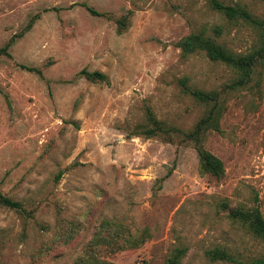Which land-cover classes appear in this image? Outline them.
Listing matches in <instances>:
<instances>
[{"label": "rangeland", "instance_id": "1", "mask_svg": "<svg viewBox=\"0 0 264 264\" xmlns=\"http://www.w3.org/2000/svg\"><path fill=\"white\" fill-rule=\"evenodd\" d=\"M220 1L264 18V0ZM192 32L238 53L257 39L210 0H0V192L29 212L0 206V264H71L103 220L130 236L112 264H164L176 247L186 248L180 264L264 258V242L218 209L223 199L256 204L264 217V72L258 86L221 95L219 131L204 140L220 179L200 173L189 143L136 135L147 108L183 130L202 116L179 80L221 91L235 78L203 52L181 54L176 42ZM82 69L107 79L90 82ZM61 218L80 224L67 243ZM215 248L236 262L209 258Z\"/></svg>", "mask_w": 264, "mask_h": 264}, {"label": "trees", "instance_id": "2", "mask_svg": "<svg viewBox=\"0 0 264 264\" xmlns=\"http://www.w3.org/2000/svg\"><path fill=\"white\" fill-rule=\"evenodd\" d=\"M210 7L216 12L222 14L228 20H243L250 24L257 33L255 44L244 53H238L227 49L211 36L204 32H192L180 38L176 46L180 48L181 54L186 56L196 52H203L204 55L213 62H221L232 68L236 76L225 87L220 90H202L188 86L186 79L179 80L182 90L188 93L194 100L205 106L204 113L187 130L168 125L158 119L153 112L147 108L145 111V122L140 124L136 135L145 138L159 137L166 142L177 140L180 143H189L197 153L198 169L201 174H210L217 179L224 175V166L220 158L215 156L204 146L206 134L209 131H219V120L224 110V98L221 97L225 89L235 90L244 87L258 86L262 72H264V18L254 16L246 8L239 5L224 4L220 0H210ZM88 11L95 16L104 15L91 8ZM131 11L116 18L117 31L121 33L127 28ZM32 26V22L27 24L22 32L17 35L21 37ZM14 40L10 38L5 48ZM21 67L30 72L41 73L40 69L21 65ZM79 75L90 82H103L107 79L106 75L100 71H87L82 69ZM253 87V86H252ZM171 170H169L168 174ZM167 174V175H168ZM0 206L15 210L19 213L29 214L22 203L6 196L0 192ZM218 209L222 211L227 218L244 226L254 237L264 242V217L258 205L245 207L243 205L231 206L226 199L218 203ZM62 219L59 226L58 236L63 243L73 239L75 233L80 228L76 220ZM128 232L119 224L108 220L101 221L96 227L88 242L83 246L80 253L72 260L71 264H112L107 256L114 254L124 247L129 238ZM185 247H176L167 256L164 264H180L185 255ZM206 255L211 259H218L227 262H236V260L223 248L208 250ZM142 264H148L142 261ZM251 264H264V258L253 261Z\"/></svg>", "mask_w": 264, "mask_h": 264}]
</instances>
